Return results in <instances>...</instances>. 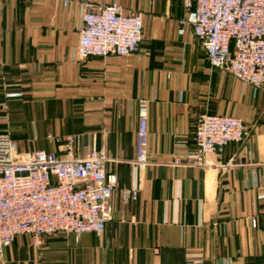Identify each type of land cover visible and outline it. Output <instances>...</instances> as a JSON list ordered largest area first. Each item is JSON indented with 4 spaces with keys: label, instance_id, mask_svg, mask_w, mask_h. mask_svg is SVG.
Wrapping results in <instances>:
<instances>
[{
    "label": "crops",
    "instance_id": "0c3cea01",
    "mask_svg": "<svg viewBox=\"0 0 264 264\" xmlns=\"http://www.w3.org/2000/svg\"><path fill=\"white\" fill-rule=\"evenodd\" d=\"M88 1L142 12L140 50L73 57ZM186 14L182 0H0V130L23 151L56 150L48 132L79 134V156L104 150L119 187L139 191L127 204L114 191L101 236L61 232L34 245L20 235L0 264H264V91L212 67L192 26L178 32ZM13 91L22 96L6 99ZM141 99L145 169L135 164ZM202 112L242 117L244 141L173 165L178 150L196 151Z\"/></svg>",
    "mask_w": 264,
    "mask_h": 264
},
{
    "label": "built area",
    "instance_id": "2783aa9c",
    "mask_svg": "<svg viewBox=\"0 0 264 264\" xmlns=\"http://www.w3.org/2000/svg\"><path fill=\"white\" fill-rule=\"evenodd\" d=\"M64 5L68 0H63ZM187 14L178 32L190 24L203 45L209 64L232 74L255 91H264V0H182ZM75 58L129 56L140 50L144 20L140 11L125 13L118 2L85 3ZM22 92L6 93V99ZM7 102L2 103L6 110ZM135 164H150L148 101L139 103ZM246 137L244 119L231 114L202 112L196 120L192 141L196 151L178 150L173 165L184 159L202 163L208 153L222 157L230 143ZM56 150L32 149L18 152L9 131L0 130V258L20 235L30 236L34 245L58 233L86 232L101 236L113 218L111 198L118 190L124 204L138 199L136 188L119 187L118 175L104 150L92 148L77 154L81 136L48 132ZM234 164L228 160L225 167ZM253 221L257 223V218ZM201 264V260H197Z\"/></svg>",
    "mask_w": 264,
    "mask_h": 264
},
{
    "label": "rangeland",
    "instance_id": "374dc122",
    "mask_svg": "<svg viewBox=\"0 0 264 264\" xmlns=\"http://www.w3.org/2000/svg\"><path fill=\"white\" fill-rule=\"evenodd\" d=\"M17 144V142H16ZM17 149H18V152H24L22 149H20V147H18V144H17Z\"/></svg>",
    "mask_w": 264,
    "mask_h": 264
},
{
    "label": "trees",
    "instance_id": "16d2710c",
    "mask_svg": "<svg viewBox=\"0 0 264 264\" xmlns=\"http://www.w3.org/2000/svg\"><path fill=\"white\" fill-rule=\"evenodd\" d=\"M4 131H7V130H4Z\"/></svg>",
    "mask_w": 264,
    "mask_h": 264
}]
</instances>
